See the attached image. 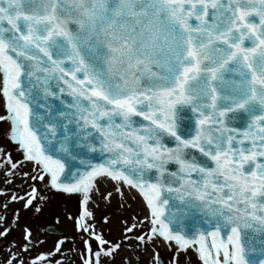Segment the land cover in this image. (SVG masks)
I'll list each match as a JSON object with an SVG mask.
<instances>
[{
    "label": "snow or ice",
    "instance_id": "6c2138e0",
    "mask_svg": "<svg viewBox=\"0 0 264 264\" xmlns=\"http://www.w3.org/2000/svg\"><path fill=\"white\" fill-rule=\"evenodd\" d=\"M0 97L35 182L0 196L57 222L63 200L80 264H264V0H0ZM114 195L145 210L115 241ZM18 227L0 215V264H62Z\"/></svg>",
    "mask_w": 264,
    "mask_h": 264
},
{
    "label": "rangeland",
    "instance_id": "374dc122",
    "mask_svg": "<svg viewBox=\"0 0 264 264\" xmlns=\"http://www.w3.org/2000/svg\"><path fill=\"white\" fill-rule=\"evenodd\" d=\"M0 114H4V110L1 107ZM4 127V121H0V159H4L2 152L6 150L13 157L14 161H21V163L15 170V175H5V168L7 167V165H5L4 167H0V189L7 190V195L5 196H10L12 194L24 196L26 192L31 191L30 185L35 183L31 181L29 179V176L25 175V173H33L34 170L31 163L23 159V155L20 151L17 150L16 145L10 142L7 134H5L4 132ZM0 163H3V160ZM106 187L108 188V190H111V186L107 185ZM5 196H0V215L8 217L9 224H19V227L16 228L15 231L10 233V239L15 240L17 236L19 239L23 238L25 226L30 225L34 237L38 239V243H36L35 248L32 249L33 254L37 252H45L48 249L54 250L57 242L63 241V244L61 246L63 255L61 256L60 253L55 252L54 255L60 258L62 264H80L81 257L79 253L83 248V244L79 238L75 237L76 230L73 227L72 221L70 219H65V212L63 211V200L57 201L55 203V212L61 217L60 222H57L51 211L45 210L43 215L38 213L34 214L31 209H27L23 206V201H13L10 199H6ZM110 200L111 203L107 205L102 200L98 201L100 206L98 208H95L94 211L97 219L101 221L104 215L107 214L110 216V223H101L100 227L103 229L104 235L107 237V239L115 241L118 240L122 234V220H128L129 222H131L134 215L142 216L145 214V212L139 206L138 199H129L127 201V205H131L130 207H128L127 205L121 207V199L116 195L110 197ZM5 204H7L8 207L5 208L3 206ZM76 207L77 204L75 201L68 202V208L71 209L73 214H75L76 212ZM16 216H19L18 221L15 219ZM49 224L53 225L56 230L63 236L57 237L47 234L44 229ZM140 227L143 228L144 225H140ZM155 250L159 251L165 258V260H167L170 256V251H168L163 243L159 246L158 249ZM151 251L152 250L141 252L143 264H149V261L151 260ZM129 252V249L123 248L122 250H120L119 255H116L114 258H106L108 260V264H123L124 257L127 256ZM189 252L191 253V251ZM27 259H31V257L27 255ZM184 264L200 263L195 260L193 254L191 253V255L185 259Z\"/></svg>",
    "mask_w": 264,
    "mask_h": 264
},
{
    "label": "bare ground",
    "instance_id": "6f19581e",
    "mask_svg": "<svg viewBox=\"0 0 264 264\" xmlns=\"http://www.w3.org/2000/svg\"><path fill=\"white\" fill-rule=\"evenodd\" d=\"M0 107L1 108H3V110H4V112H5V108H4V100H3V98L2 97H0ZM4 123H5V127H4V132H5V134H7V136H8V132H7V129L9 128V125H8V123L7 122H5L4 121ZM17 147V146H16ZM2 160H4V159H0V162L2 161ZM23 179V178H22ZM111 186V182H108L107 184H106V186ZM137 199H138V202H139V206L144 210V205L141 203V199L139 198V197H137ZM144 212H145V210H144ZM167 248V247H166ZM168 249V248H167ZM168 251H170L169 249H168ZM189 251H191V253L193 254V257L195 258V260L198 262V263H200L199 261H198V258H197V256H196V254L192 251V250H189Z\"/></svg>",
    "mask_w": 264,
    "mask_h": 264
},
{
    "label": "water",
    "instance_id": "95a60500",
    "mask_svg": "<svg viewBox=\"0 0 264 264\" xmlns=\"http://www.w3.org/2000/svg\"><path fill=\"white\" fill-rule=\"evenodd\" d=\"M41 111H43V110H41ZM44 231H45L47 234H49V235H53V236H57V237H61V236H63V235H62L61 233H59V232L56 230V228H55L53 225H51V224L47 225V226L45 227Z\"/></svg>",
    "mask_w": 264,
    "mask_h": 264
},
{
    "label": "flooded vegetation",
    "instance_id": "af4514ba",
    "mask_svg": "<svg viewBox=\"0 0 264 264\" xmlns=\"http://www.w3.org/2000/svg\"><path fill=\"white\" fill-rule=\"evenodd\" d=\"M6 193H7V192H6ZM6 193H5V195H7ZM6 218L8 219V217H6ZM8 222H9V220H8ZM24 222H25V221H24ZM23 233H24V232H23ZM10 236H11V235H10ZM19 237H20V236H19ZM12 240H13V239H12ZM17 240H18V241L20 240V241L18 242ZM14 242H15V243L12 245V247H15V246L18 245L19 243H20V244H23V243L25 242V241H24V237L19 239L18 236H17V237L15 238ZM0 247H5V248H6L7 246L0 244ZM25 259H27V254L25 255Z\"/></svg>",
    "mask_w": 264,
    "mask_h": 264
}]
</instances>
